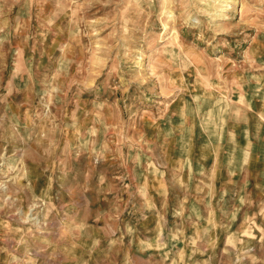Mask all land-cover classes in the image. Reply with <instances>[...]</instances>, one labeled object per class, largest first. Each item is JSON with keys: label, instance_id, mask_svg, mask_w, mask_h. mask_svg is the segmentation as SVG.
I'll return each mask as SVG.
<instances>
[{"label": "rangeland", "instance_id": "374dc122", "mask_svg": "<svg viewBox=\"0 0 264 264\" xmlns=\"http://www.w3.org/2000/svg\"><path fill=\"white\" fill-rule=\"evenodd\" d=\"M260 115L264 0H0V264H264Z\"/></svg>", "mask_w": 264, "mask_h": 264}, {"label": "crops", "instance_id": "0c3cea01", "mask_svg": "<svg viewBox=\"0 0 264 264\" xmlns=\"http://www.w3.org/2000/svg\"><path fill=\"white\" fill-rule=\"evenodd\" d=\"M261 116V118H264V116L263 115H260ZM263 127H261V131H263L264 132V124L262 125ZM259 130V129H258ZM252 142H255V141H252ZM246 155H248L247 156V158H246V160H245V162H243V166H242V169H243V171H244V169H245V166L248 164H251L252 165V167H251V169L253 170V171H255V170H257V172H253L252 173V171L249 169H247V174H248V176H247V178H248V181H247V183H248V185L247 186H245L242 190L243 191H241L240 192V194H243V196H247V195H249L250 194V192H249V190L250 189H252L253 187L252 186H254V183H255V181L257 182V178L260 176V177H262L261 178V181L264 183V163H261V164H259V166L258 167H255V164L253 163V160H255V158H253V151H252V148H248V150L246 151ZM251 159V160H250ZM248 168H250V166H248ZM258 168V169H257ZM251 171V172H250ZM249 173H250V175H249ZM251 185V188H248V186H250ZM247 188V189H246ZM224 191L227 193V194H230V189H224ZM263 192V191H262ZM252 194V193H251ZM262 195H264V192L263 193H261Z\"/></svg>", "mask_w": 264, "mask_h": 264}]
</instances>
